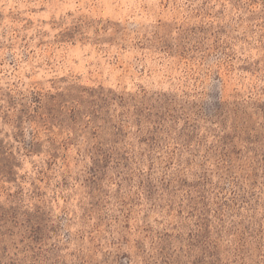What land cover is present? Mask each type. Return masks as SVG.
<instances>
[{"label": "rangeland", "instance_id": "1", "mask_svg": "<svg viewBox=\"0 0 264 264\" xmlns=\"http://www.w3.org/2000/svg\"><path fill=\"white\" fill-rule=\"evenodd\" d=\"M0 264H264V0H0Z\"/></svg>", "mask_w": 264, "mask_h": 264}]
</instances>
